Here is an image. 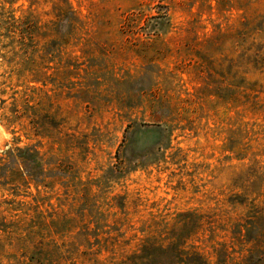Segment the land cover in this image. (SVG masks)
I'll list each match as a JSON object with an SVG mask.
<instances>
[{
	"label": "rangeland",
	"instance_id": "374dc122",
	"mask_svg": "<svg viewBox=\"0 0 264 264\" xmlns=\"http://www.w3.org/2000/svg\"><path fill=\"white\" fill-rule=\"evenodd\" d=\"M0 264H264V0H0Z\"/></svg>",
	"mask_w": 264,
	"mask_h": 264
},
{
	"label": "trees",
	"instance_id": "16d2710c",
	"mask_svg": "<svg viewBox=\"0 0 264 264\" xmlns=\"http://www.w3.org/2000/svg\"><path fill=\"white\" fill-rule=\"evenodd\" d=\"M28 152H29L28 150H25V151H24V153H25L26 155L30 153V152H29V153H28ZM24 153H22V154H24Z\"/></svg>",
	"mask_w": 264,
	"mask_h": 264
}]
</instances>
